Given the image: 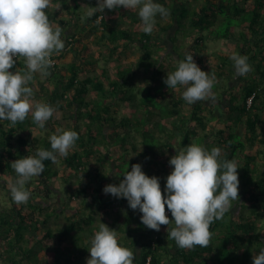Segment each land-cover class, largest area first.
Segmentation results:
<instances>
[{"label":"trees","instance_id":"16d2710c","mask_svg":"<svg viewBox=\"0 0 264 264\" xmlns=\"http://www.w3.org/2000/svg\"><path fill=\"white\" fill-rule=\"evenodd\" d=\"M73 1L69 5L68 0H52L54 6L46 9L50 22L63 30L65 48L51 57L50 75L42 78L36 73L28 85L33 88V102L47 103L57 111L43 129L33 123L31 114L14 127L0 120V264H87L91 244L79 247L80 236L92 227L86 226L92 219L117 206L118 198L103 191L106 185L101 180L107 172L115 170L121 182L129 157L134 159L128 163L131 169L139 164L138 156L158 155L159 146L164 149L160 156L169 163L176 151L191 144L219 147V159L226 160L231 149H238L239 197L245 196V202H231L238 203V215L229 210L211 224L208 247L188 250L167 239L174 224L151 230L139 216L135 222L130 208L125 211L126 225H118L117 219L112 224L119 244L134 252L133 264H253V256L264 248V0H155L168 9L170 22L162 24L158 18L151 35L141 25L124 24L125 18L139 21L133 10L105 9L87 18L81 5L95 7L97 0ZM219 23L225 28L213 32ZM212 35L224 39L234 35L235 53L247 56L253 71L234 81L228 52L218 49L210 58L214 51L204 38ZM133 45L140 51L135 58H131ZM95 49L97 55L92 54ZM187 54L202 71L215 75L214 100L189 105L182 98V87L171 89L164 83ZM16 61L12 71H26L24 58ZM57 127L78 133L75 146L66 158L58 157V163L43 161V173L25 185L29 201L15 204L6 185L16 176L11 163L35 156L40 148L51 150L49 138L59 134L53 131ZM237 135L245 141L239 138L235 144ZM156 138L160 144L147 142ZM159 162L161 167L164 161ZM156 171L152 176L159 178L166 195V180L159 168ZM55 182L68 186V197L80 199L64 224L56 219L60 201L53 205L40 201L57 194ZM40 184L46 189L44 195ZM81 213L83 220H76ZM166 215L173 219L167 208ZM56 232L62 243L51 246ZM65 243L67 247L58 248Z\"/></svg>","mask_w":264,"mask_h":264},{"label":"clouds","instance_id":"9594fccd","mask_svg":"<svg viewBox=\"0 0 264 264\" xmlns=\"http://www.w3.org/2000/svg\"><path fill=\"white\" fill-rule=\"evenodd\" d=\"M51 6L52 0H0V120L10 121L13 127L31 114L33 123L43 129L57 111L47 103L33 102V88L28 86L34 74L39 73L42 78L50 75L49 69L54 65L51 57L65 48L62 28L54 26L46 13ZM59 7L57 4L56 9ZM81 7L87 18L104 13L105 9H138L141 30L148 35L155 30L157 14L162 18L169 15L168 9L154 0H97L95 7L84 4ZM17 57L24 58L26 71H12ZM230 59L237 77L253 71L247 56L233 52ZM216 82L215 75L202 71L191 54L179 61L177 69L164 79L168 88L184 89L182 98L189 105L214 100L212 90ZM57 131L59 134L49 138L51 150L40 148L35 156L11 163L16 176L9 181L8 188L15 204L29 201L30 192L25 185L43 173V161L55 164L58 157L66 158L79 138L76 131ZM220 156L219 147L209 151L197 144L176 151L169 160L173 170L166 178V197L159 178L147 176L140 164H133L118 185H106L103 191L126 199L132 210L142 213L143 225L151 230L159 231L161 225L168 229L174 224L167 231V239L174 240L179 248L208 247L211 224L223 219L232 207L231 202L239 200V167L235 160H220ZM166 208L172 220L166 215ZM90 244L87 264H133L135 259L132 250L119 244L117 231L104 223H100ZM253 264H264V248L253 256Z\"/></svg>","mask_w":264,"mask_h":264},{"label":"rangeland","instance_id":"374dc122","mask_svg":"<svg viewBox=\"0 0 264 264\" xmlns=\"http://www.w3.org/2000/svg\"><path fill=\"white\" fill-rule=\"evenodd\" d=\"M155 1V0H154ZM74 1L73 0H68V3H69V5L71 4V3H73ZM197 5H200L201 3H199V2H195ZM54 5H52L51 7H53ZM55 8V7H54ZM81 10V9H80ZM133 11H135L136 12V19H139V21L138 22H135V21H133L132 19H130V18H125L124 19V24H126V25H129V26H134L135 24L136 25H141V20H140V18H139V16H138V9H136V10H133ZM160 19V22L162 23V24H167L168 22H170V18H169V15L167 16V17H161L159 14H157V16H156V20L157 19ZM158 19V20H159ZM225 26L226 25H223V24H217V26H215L214 28H213V32H219V29H218V27H220L221 29H224L225 28ZM141 27H142V25H141ZM166 32L164 31V33L163 34H165ZM171 34V33H170ZM204 34L206 35V34H208V32H207V30L206 31H204ZM235 42H236V37L234 36V35H232L230 38H227V39H224V38H222V37H219V36H217V35H212V36H209V37H206L205 36V38H204V43H205V45L206 44H208L209 45V47H210V51H214V53L210 56V58H212V56L214 57L215 56V53L218 51V49H220V50H224V51H226V52H228L230 55L233 53V52H235ZM132 49H133V55L131 56V58H135L137 55H138V53L140 52L139 51V49H137L134 45L132 46ZM186 50L188 49V48H185ZM165 49H163V51H164ZM97 51H98V49H95V50H93L92 51V54H94V55H97ZM136 54V55H135ZM160 54H163V52L162 51H160ZM69 56H70V53H67L66 54V58H69ZM125 58V57H124ZM127 58V57H126ZM128 59V58H127ZM237 76H235V77H233L232 79L234 80V81H237V78H236ZM222 82L223 83H225V85H226V82H225V80H222ZM142 94V93H141ZM141 94H140V92H137V96H141ZM139 97H138V99L137 100H139ZM143 98V97H142ZM155 99H156V97H155ZM153 110H158L157 108H153ZM58 116L61 118V111L60 110H58ZM64 122H65V120H61V125H64ZM217 125L218 126H222L221 124H219V123H217ZM131 127V126H130ZM48 129V128H47ZM59 128L57 127V128H54V130L53 131H55V132H57L58 133V130ZM128 131H129V126H128V129H127ZM126 130V131H127ZM238 130H240L241 131V128H240V126H238ZM37 132H41V130H36ZM35 131V132H36ZM128 133V132H127ZM239 138H240V140L241 141H245V140H243V138L241 137V136H239V135H237V136H235V138H234V142H235V144L236 143H238L239 142ZM158 141V143L160 144L161 143V139L160 138H156V139H154V140H151V139H148V143L149 144H152V143H156ZM206 150H211L212 149V146H211V144H207V145H205V147H204ZM251 148H253V151L257 148V146L255 145V146H252ZM260 148V147H259ZM156 150H157V154L158 155H156V156H154L153 155V152L149 155V157H137L139 160H138V162H139V164L142 166V171L147 175V176H149V177H152V175L153 174H155V172H157L156 170L159 168V173L163 176V175H165V172H167V174H170L171 173V171L173 170V168H172V166L169 164V163H166L165 162V159L163 158L164 156H160L161 154H163L162 153V151L164 150V149H161V147H157V148H155ZM159 150H160V152H159ZM232 151H231V157H229L230 155H226L227 156V159L228 160H230V158H233L234 157V159L233 160H235V161H240L241 159H238L237 157H236V155H237V153H236V151L238 150V149H231ZM176 154V153H175ZM130 156V155H129ZM130 158H132V160L130 161ZM144 158H146V159H144ZM221 159V158H220ZM134 159H133V157H129V159L126 161V163H124L125 164V166H124V172H126L127 170L128 171H131V169L129 168V166H128V163L129 162H132ZM147 160V161H146ZM158 161V163H156L155 161ZM164 161L162 164H161V167H160V162L159 161ZM221 160H226V159H224V158H222ZM262 161V160H261ZM154 162V163H153ZM258 162V161H257ZM259 163V162H258ZM257 163V164H258ZM261 165H262V163H261ZM160 168H164L166 171L164 172V171H162ZM240 169L238 168L237 169V172L239 171ZM257 170V169H256ZM258 171V170H257ZM114 172H115V170H112V171H110V172H107V176L106 177H104L105 178V180H104V178L102 179V183L103 184H105V185H107L108 184V181H111V178H113L115 175H114ZM252 175V174H251ZM112 176V177H111ZM108 179V180H107ZM239 179V178H238ZM166 180V178L164 177L163 178V181H165ZM249 180L250 181H254L255 179H253L252 178V176L249 178ZM239 181H240V179H239ZM166 182V181H165ZM6 185L8 186V183H6ZM65 186V187H64ZM55 191L57 192V194H54L52 197H50V198H44L43 200H40V201H42V202H44V203H48V204H50V205H53V204H55L57 201H60L59 203V208H58V211H59V216H58V218H56L58 221L57 222H59V223H61V224H64L65 222H67L68 221V216H70V214L71 213H73L74 212V209L77 207V206H79V203H80V199H74V198H70V197H68V191H66L67 189H68V186L67 185H65V184H60L59 182H55ZM61 188V190L63 191V192H58L57 190L58 189H60ZM39 189L40 190H42V194L44 195L45 193H46V189H45V187H43V184H40V186H39ZM2 191H3V189H2ZM0 194H2V192L0 191ZM59 195H61L62 196V199L60 200L59 198H61ZM3 197H5V196H3ZM245 196L242 194V196L241 197H239V202L240 203H242V202H245V198H244ZM2 199L0 198V201H1ZM65 202V203H64ZM65 205H64V204ZM117 205H118V207L116 206L115 207V209H111V210H109L108 211V213L107 214H102V216H100V217H98L97 216V218L96 219H92V224H88V225H86V226H92V227H90V229L89 230H87L86 232H85V234L83 233V235L82 236H80V240L78 241L80 244V246L79 247H81V246H84L83 245V243H87V242H90L91 241V239L93 238V236H94V233H95V231H98V229H99V225H100V223H104V224H106L110 229H113L114 228V222H116V219H117V224L118 225H121V226H123V225H126V222H127V214L125 213V211L123 210L124 209V207L122 206V204L121 203H116ZM232 204V203H231ZM61 205V206H60ZM64 210V211H61V210ZM230 210L232 211V213L234 214V215H238V213H239V211L241 210L240 208H239V205H238V203H235V204H232V207L230 208ZM244 212L247 214V213H249V209L248 208H246L245 210H244ZM58 213V212H57ZM134 215H132L133 217H134V219H135V222L137 223L138 222V219H137V217L139 216V218L141 217V215H142V213L137 209V210H135L134 211ZM58 215V214H57ZM119 217V218H118ZM83 220V218H82V213L80 214V215H78L77 216V218H76V220ZM106 220V221H105ZM139 221H140V219H139ZM124 223V224H123ZM113 224V225H112ZM81 225L83 226V223H81ZM56 226H58L57 225V223L55 224L54 222L52 223V227L53 228H56ZM114 230V229H113ZM84 232V231H83ZM118 233V232H117ZM55 235H56V237L55 238H53V239H51L50 241H49V243L51 244V246H53V245H57L58 243H59V238L57 237V232L55 233ZM80 235H81V233H80ZM60 243H62V241H60ZM59 243V244H60ZM66 243H69V241H68V239L66 240ZM66 243L65 244H61L58 248H65V247H67V245H66ZM122 244V243H121ZM74 247H76V245H73ZM57 246H55V247H53V248H56ZM255 254H256V252H255Z\"/></svg>","mask_w":264,"mask_h":264},{"label":"crops","instance_id":"0c3cea01","mask_svg":"<svg viewBox=\"0 0 264 264\" xmlns=\"http://www.w3.org/2000/svg\"><path fill=\"white\" fill-rule=\"evenodd\" d=\"M172 152V151H171ZM163 169V168H162ZM113 170V169H112ZM163 171L165 172L166 170L165 169H163ZM169 174H167V172H165V175H163L162 177L164 178H167V176H168ZM107 176V175H106ZM105 176V177H106ZM112 177V176H111ZM103 179V178H102ZM104 180H105V178H104ZM108 180V179H107ZM102 181V180H101ZM110 184L111 183H113V184H115V185H118L119 183H120V180H119V178L118 177H116V176H114L113 178H111V181H108ZM165 191V190H164ZM166 193V192H165ZM166 195H167V193H166ZM166 195H165V197H166ZM116 203H121L122 204V206L124 207V211H126L127 209H130V207H129V205H128V202H127V200L126 199H124V198H118V201L116 202ZM117 205V204H116ZM117 207H118V205H117Z\"/></svg>","mask_w":264,"mask_h":264},{"label":"built area","instance_id":"2783aa9c","mask_svg":"<svg viewBox=\"0 0 264 264\" xmlns=\"http://www.w3.org/2000/svg\"><path fill=\"white\" fill-rule=\"evenodd\" d=\"M250 100H251V98L248 99L249 103H250Z\"/></svg>","mask_w":264,"mask_h":264}]
</instances>
